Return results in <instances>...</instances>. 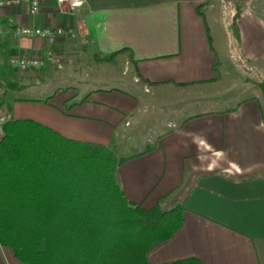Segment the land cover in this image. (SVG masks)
<instances>
[{
  "label": "crops",
  "instance_id": "1",
  "mask_svg": "<svg viewBox=\"0 0 264 264\" xmlns=\"http://www.w3.org/2000/svg\"><path fill=\"white\" fill-rule=\"evenodd\" d=\"M254 1L87 0L74 11L53 2L38 14L27 4L0 9V112L109 146L132 203L184 205L181 229L148 254L151 264H264V94L227 89L221 70L224 59L264 68V15ZM225 2L233 17L234 4L243 7L239 43L232 49L229 33V51L222 41L215 45L222 35L213 10ZM17 26L73 27L74 38L57 42L56 65L125 59L120 82L127 87L82 83L81 73L51 63L28 71L11 66V57L46 55V42L18 35ZM49 88L43 98L19 95ZM150 96L160 107L148 105ZM0 264L22 263L0 245Z\"/></svg>",
  "mask_w": 264,
  "mask_h": 264
},
{
  "label": "trees",
  "instance_id": "2",
  "mask_svg": "<svg viewBox=\"0 0 264 264\" xmlns=\"http://www.w3.org/2000/svg\"><path fill=\"white\" fill-rule=\"evenodd\" d=\"M234 7L232 49L243 9ZM4 131L0 245L22 264H151L148 254L181 229L183 204L146 208L127 198L116 176L120 159L109 146L66 137L30 118H12Z\"/></svg>",
  "mask_w": 264,
  "mask_h": 264
},
{
  "label": "rangeland",
  "instance_id": "3",
  "mask_svg": "<svg viewBox=\"0 0 264 264\" xmlns=\"http://www.w3.org/2000/svg\"><path fill=\"white\" fill-rule=\"evenodd\" d=\"M232 4H229L228 2H225L223 7L216 8V10H213L214 13V19L216 20V23H218L217 28L219 29L221 36H216L215 38V45L216 47L220 46V42L222 41V46H224L225 51H229L228 48V41L230 39L229 35V26L233 22V16L235 10L232 11L229 7H231ZM253 6L255 9L259 10L260 13L264 15V0H255L253 3ZM204 9V8H203ZM205 11V10H204ZM229 35V36H228ZM229 37V38H228ZM221 48V47H220ZM220 53V52H219ZM125 59H114L109 62L105 61H99L95 59H80L78 63L72 64L70 63V66L67 65L63 67L60 63L56 65V69L60 72H62V69L65 68L66 70L70 68L71 71H77L81 73L82 77V83L92 81L94 83H108V85L113 84V86L117 88H125L126 85L123 86V83L120 82L121 74L120 70L122 67L127 66ZM109 66V68H106ZM221 70L224 71V82L227 87V89H232V87H235L238 85V88H236L237 91L246 93V97H252L253 95L257 94L259 96H262L264 94V68L259 63H251L247 59H224L222 62ZM74 67V68H73ZM116 68L118 70H116ZM64 70V69H63ZM69 70V71H70ZM126 68L124 70V76L127 80L131 78V74ZM130 75V76H129ZM107 77V79H106ZM124 77V78H125ZM128 77V78H127ZM93 78H96V80H92ZM118 80V81H117ZM99 81V82H97ZM69 82H60V84H68ZM92 84V83H90ZM49 89H40L36 91H28L26 93L19 94L23 97H29V98H43L46 95H44L45 91H49ZM227 93V92H226ZM229 95H232V92L228 93ZM227 94V95H228ZM150 95V94H148ZM226 95V96H227ZM193 96H188V98ZM154 96H150V100H147L149 106L153 107V109H157V106L160 107L156 102L152 100ZM144 131H146L144 129ZM117 155V154H116Z\"/></svg>",
  "mask_w": 264,
  "mask_h": 264
},
{
  "label": "built area",
  "instance_id": "4",
  "mask_svg": "<svg viewBox=\"0 0 264 264\" xmlns=\"http://www.w3.org/2000/svg\"><path fill=\"white\" fill-rule=\"evenodd\" d=\"M47 2H53L60 8L79 10L87 4V0H0V9L27 4L32 14L41 12L43 5ZM16 33L20 36L29 38H39L46 42L45 58L11 57L9 63L11 66L21 70L41 69L47 63L57 64V42L61 38H74L76 36L73 27H28L17 26ZM5 89L0 85V95L4 94ZM12 119L10 111L0 112V139L4 136V126Z\"/></svg>",
  "mask_w": 264,
  "mask_h": 264
}]
</instances>
